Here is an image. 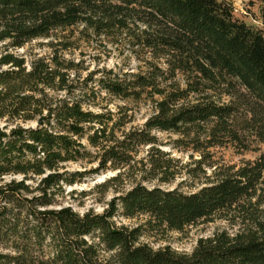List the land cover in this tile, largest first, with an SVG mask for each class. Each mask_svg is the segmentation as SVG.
I'll use <instances>...</instances> for the list:
<instances>
[{
    "label": "trees",
    "instance_id": "1",
    "mask_svg": "<svg viewBox=\"0 0 264 264\" xmlns=\"http://www.w3.org/2000/svg\"><path fill=\"white\" fill-rule=\"evenodd\" d=\"M76 26L127 41L145 69H103L97 83L122 98H151L155 110L142 126H128L127 106L102 105L91 77H74L77 63L60 52L64 39L29 62L3 53L0 264H264V27L238 17L229 0H0V41L8 47ZM157 130L177 133L172 145L200 156L180 164ZM227 144L258 155L221 164L211 148ZM141 145L149 146L138 158ZM184 167L201 186H165ZM109 169L118 172L105 187L127 175L134 183L102 211L64 204L65 184ZM119 212L145 217L118 224ZM216 214L237 228L201 236L191 251L142 239Z\"/></svg>",
    "mask_w": 264,
    "mask_h": 264
},
{
    "label": "rangeland",
    "instance_id": "2",
    "mask_svg": "<svg viewBox=\"0 0 264 264\" xmlns=\"http://www.w3.org/2000/svg\"><path fill=\"white\" fill-rule=\"evenodd\" d=\"M229 1L234 5L235 14L238 17L259 27H264L261 0ZM80 29L81 26H76L67 30L57 31L51 37L37 38L28 42L25 46L18 48L8 47L5 42L0 41V56L7 51H12L25 55L29 62L34 54H49L53 52L54 46L51 44V41L64 39L66 43L59 44V46H67L61 48L60 52L77 63L76 70H73L74 77L82 81L84 78L91 77L88 79V83L90 86H94V90L98 94L97 101L114 110H119L120 107L127 106V117L131 119L128 126H142L155 110L153 100L146 96L140 99H130L110 94L98 85L97 77L101 75L103 69H113L119 72L145 69V61L142 58H138L137 54L133 52L124 39L112 42L106 37H97L96 35L89 34L85 35ZM7 67L8 65H5L3 68ZM177 78L180 79L182 85H185L182 74H178ZM6 122L7 121L4 119L2 120V124ZM23 123L29 124L34 123V121ZM156 133L159 137V141L163 143L162 147L170 150L175 157H179L181 160L180 164H185L186 162L192 161L193 158L200 156L199 152H195L192 149L174 147L172 141L178 136L177 133L166 130H157ZM148 146L149 145H141L139 147V153L137 154L138 158L146 154ZM211 150L213 152L212 157L217 159L221 164L240 165L249 159H254L258 155V151L256 150H239L233 144L215 146L212 147ZM191 153H193L194 156H192ZM84 165L89 168L95 164L87 163ZM84 165L69 162L67 167L85 168ZM192 165H194V163ZM207 171H210V169ZM117 172L118 170L113 169L91 172L81 182L71 185L65 184L64 187L66 192L62 197V201L64 204H71L79 211H85L88 208L102 211L107 206L110 199L122 193L134 183V180L127 175L122 183L118 184L114 182L109 187H105L103 182ZM199 173L203 176L202 171H199ZM9 178H11V175H6L4 179ZM182 181V189L186 191L195 190L202 184L199 178L194 179L186 173L184 167L176 179L172 183L165 184V186L173 187L180 184ZM146 183L148 185H153L157 183V181H146ZM144 217L145 214H138L135 217L129 218L119 212L115 217V221L118 224L125 223L133 225L142 221ZM224 228L235 230L237 226L232 224L230 219L216 214L211 220L189 225L183 231L171 230L167 233L166 237H162L160 232H158L157 235L143 236L142 239L150 241L155 246L171 244L180 251H191L199 237L210 235Z\"/></svg>",
    "mask_w": 264,
    "mask_h": 264
}]
</instances>
